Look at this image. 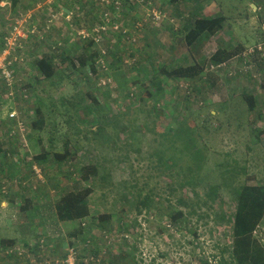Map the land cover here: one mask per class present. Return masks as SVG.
Listing matches in <instances>:
<instances>
[{"label": "rangeland", "instance_id": "rangeland-1", "mask_svg": "<svg viewBox=\"0 0 264 264\" xmlns=\"http://www.w3.org/2000/svg\"><path fill=\"white\" fill-rule=\"evenodd\" d=\"M2 6L0 51L14 25L27 36L9 47L11 89L0 74V240L17 239L0 248V264H200L206 257L217 264L218 246L232 243L233 187L264 184V0H20ZM216 15L225 16L223 28L190 44L188 24ZM89 37L104 51L97 72L76 66L57 70L55 80L40 74L36 60L48 50L66 51L76 61ZM238 43L243 53L211 62L219 46ZM193 59L204 66L203 78L158 71L167 91L155 96L146 94L144 73L132 68L171 69ZM246 91L255 96L253 110ZM38 92L46 104L42 128L32 125ZM14 110L16 122L9 116ZM183 122L198 129L205 151L196 189L181 188L182 172L156 160L155 152L172 142L171 129ZM41 153L44 162L35 158ZM184 159L187 154L182 165ZM230 168L232 174H223ZM212 186L219 195L205 204ZM85 187L92 192L84 223L59 220L60 194ZM148 195L150 203L138 207ZM180 198L184 216L175 221ZM25 199L31 200L27 209ZM256 232L264 241V218Z\"/></svg>", "mask_w": 264, "mask_h": 264}, {"label": "trees", "instance_id": "trees-1", "mask_svg": "<svg viewBox=\"0 0 264 264\" xmlns=\"http://www.w3.org/2000/svg\"><path fill=\"white\" fill-rule=\"evenodd\" d=\"M20 0H0V9H2V3L5 2L6 5L16 7ZM120 3H129V0H119ZM173 3L179 2L181 0H170ZM224 15H216L214 17L210 16H200L196 17L194 21L188 24L189 31L187 33V39L190 44L198 41L201 37L206 34H215L217 31L221 30L225 21ZM36 36V34H33ZM30 38V37H29ZM84 50L75 57L66 51H62L59 56L55 55L54 52L47 51L45 55L36 60V66L41 75L45 79L55 80L57 70L62 72L66 71L68 68L73 69L77 67L86 68V70H91L92 73L97 72L96 67L98 62L101 60L103 51H100L97 48V42L93 37L85 42ZM245 47L242 43L236 45H227L219 46L215 52L211 55L210 60L212 63L220 64L222 62L228 61L233 57L243 53ZM92 60V61H91ZM91 61V63H90ZM193 61V62H192ZM187 65L182 63L174 64V67L169 69L163 64L158 66H152L149 70L148 65L143 67L134 66L132 68L137 69L139 72L144 73V84H146L145 91L146 94L155 96L160 94L163 91H167L166 83L161 79L157 74L158 71L165 73L168 77H180L188 79H201L203 78L204 66L199 65V63L193 59ZM65 64V65H64ZM62 65V67H61ZM77 66V67H76ZM148 70L150 72H148ZM65 76V75H64ZM207 78V76L205 77ZM65 79V78H63ZM11 85H8L7 81L4 79L5 84L8 89H11L15 82ZM166 80V79H165ZM212 80V79H210ZM167 82V81H166ZM37 100L35 106V112L37 119L32 123L36 128H42L43 124L46 121L44 107H46L44 99L40 96L39 92L34 93ZM91 98H93V95ZM246 102L250 110H253L256 106L255 96L250 92H244ZM27 97V96H25ZM63 105L67 106V102L62 97ZM55 102V101H54ZM106 108L109 106L106 104ZM109 109V108H108ZM11 118V117H10ZM14 120V119H13ZM18 121V117H15V122ZM15 132V130H12ZM198 129L187 125L186 123H180L176 128L171 129V133L167 136L170 138V145H163L164 148H161L155 152L159 164L166 165L171 169L176 170L177 173L182 172L183 181L180 182L181 188L190 185L192 189H196L197 182L201 179V172L205 162V151L200 146ZM16 136L19 135L18 132L14 133ZM205 147V145H204ZM172 149V152H171ZM187 154L188 161L181 164L179 161L183 160V156ZM37 161H45L46 155L41 153L35 157ZM64 156H61V159ZM4 167V165H2ZM227 173L232 174L234 170L232 168L227 169ZM235 178V176H230ZM231 186V185H229ZM174 188V186H172ZM219 187L212 186L211 189L206 193L207 197L204 200L205 204L209 202H215L216 197L219 195ZM92 192L90 187L82 188L80 191H66L60 194V198L55 201V210L56 214L61 221H79L84 223L86 217L90 214V206L88 202V196ZM233 192L237 200V208L235 213L229 217V223L232 225V243L219 245L218 253L219 260L217 264H264V241L259 238L257 235V228L264 218V184H239L233 187ZM198 194V193H196ZM149 195L141 201L138 207L145 206L149 202ZM200 199V198H199ZM30 199H25V203L22 205L23 209L29 207ZM193 201L188 202V205H191ZM178 204L182 208L186 204V201L182 198L178 199ZM212 204V203H211ZM194 206L193 204L190 206ZM209 208H211L208 205ZM177 208L172 213V218L176 221L179 217L184 216V209ZM194 211V210H193ZM111 216V215H107ZM115 217V215H112ZM225 216H223L224 219ZM81 225V224H80ZM79 229H83L81 225ZM76 234V233H74ZM17 243L16 238H4L0 240V248L6 250L7 248L15 245ZM29 246L27 242L25 246ZM26 246V247H27ZM41 245L36 244V247ZM6 252V251H5ZM215 255L214 257H217ZM18 260H23L20 256H16ZM134 260V259H133ZM200 264H213V261L209 258H203L200 260ZM106 264H122L120 262H115L110 260ZM132 264H137L135 261Z\"/></svg>", "mask_w": 264, "mask_h": 264}, {"label": "built area", "instance_id": "built-area-1", "mask_svg": "<svg viewBox=\"0 0 264 264\" xmlns=\"http://www.w3.org/2000/svg\"><path fill=\"white\" fill-rule=\"evenodd\" d=\"M13 31L18 34V37L13 35ZM27 35L25 32H22L21 29L17 28L15 25L9 36H6L2 41H4L5 47L0 51V74L3 79H5L8 85H11L14 81V74L11 68L12 59L8 58L10 54L9 47L15 45L17 39L21 40L25 38ZM1 40V38H0ZM104 52V51H103ZM11 118L17 117V112L14 110L9 113ZM22 125V123H21ZM22 127V126H21Z\"/></svg>", "mask_w": 264, "mask_h": 264}, {"label": "crops", "instance_id": "crops-1", "mask_svg": "<svg viewBox=\"0 0 264 264\" xmlns=\"http://www.w3.org/2000/svg\"><path fill=\"white\" fill-rule=\"evenodd\" d=\"M52 2V1H51ZM176 3H178V2H176ZM52 4V3H51ZM41 6V5H40ZM40 12V11H39ZM42 57V56H41Z\"/></svg>", "mask_w": 264, "mask_h": 264}]
</instances>
